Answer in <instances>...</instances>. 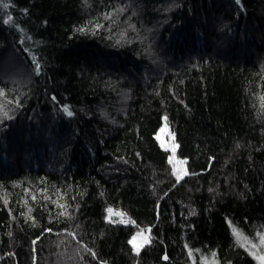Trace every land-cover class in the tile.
I'll use <instances>...</instances> for the list:
<instances>
[{"label": "trees", "instance_id": "16d2710c", "mask_svg": "<svg viewBox=\"0 0 264 264\" xmlns=\"http://www.w3.org/2000/svg\"><path fill=\"white\" fill-rule=\"evenodd\" d=\"M3 3L0 264H255L232 227L264 235V0Z\"/></svg>", "mask_w": 264, "mask_h": 264}, {"label": "snow or ice", "instance_id": "6c2138e0", "mask_svg": "<svg viewBox=\"0 0 264 264\" xmlns=\"http://www.w3.org/2000/svg\"><path fill=\"white\" fill-rule=\"evenodd\" d=\"M237 3H240V0H236ZM0 7L7 9L9 7L8 3H3L0 4ZM12 21V17L8 16L7 19L4 20L5 24H8ZM80 31H84V29H80ZM40 65L39 63H36V69L37 71H39ZM2 91H0V95H2ZM264 99V98H262ZM63 111L65 112V114L69 117H71L73 115L72 111L68 108V106H64ZM0 115H2L3 117L7 118V119H11L12 117L8 114L7 111L4 110V107L2 105H0ZM164 120V124L160 129V132H165L168 129V124H167V116H164L162 118ZM168 135L170 136V138H173V143H172V147H171V151H172V155L169 156L168 161L170 164L173 165V175H175L177 182H179L182 177L184 175H187L188 173L186 171H178L176 168V164H181L183 165L184 163H186V161L184 160H175V148L177 147L174 143V134L173 133H168ZM157 140H160V135L159 132L157 133L156 136ZM161 148H165V150H169L165 147V144L163 142H161L160 144ZM237 147H239V145H237ZM175 160V163H174ZM106 213L107 215L105 216V219L109 222V223H121V224H134L135 221L131 220L130 218H127V214L122 212V211H115L113 210L112 207H108L106 208ZM63 214V213H61ZM113 216H117L120 217L119 220H113L112 217ZM50 231V230H49ZM145 231H148L150 233L151 229H143L141 228L136 234H134L128 241L129 245H131L132 250L134 253L139 254L140 249L147 243L150 242L151 237L149 235H143V233ZM232 233L234 235V237L236 238L237 243L240 244V246H244V243H241V241H244L245 243H250L248 237H246L241 231L238 230V228L236 227H232ZM138 238H139V242H138ZM260 242L261 245H264V235L260 236ZM33 243L35 244V241H33ZM252 248H255L256 245L252 244L251 245ZM88 251H91L90 249H88ZM198 251V250H197ZM259 261L260 264H264V255H257L256 253H252ZM93 256H95V253H92ZM213 257H215V253L211 254ZM189 256H192V252H189ZM165 260L168 259L167 256L164 257Z\"/></svg>", "mask_w": 264, "mask_h": 264}, {"label": "rangeland", "instance_id": "374dc122", "mask_svg": "<svg viewBox=\"0 0 264 264\" xmlns=\"http://www.w3.org/2000/svg\"><path fill=\"white\" fill-rule=\"evenodd\" d=\"M164 124V121H162V123L159 125V127L157 128L156 130V133H155V136H157V133L159 132V135H160V140H158V143L161 144V142H163L165 144V147L169 150H167V153H168V156L167 158H169V156L172 155V151L170 150L171 147H172V143H173V138H170V136L168 135V129L167 131L165 132H160V129L161 127L163 126ZM175 143V141H174ZM176 145V143H175ZM165 149V148H164ZM175 160H183L179 157L176 156V153H175ZM175 160H174V163H175ZM172 166V169H173V165L171 164ZM176 168L178 171H185V165H181V164H176ZM115 212V211H114ZM113 217H116L118 219H120V217H117V216H113ZM140 229H137L135 230L131 235H130V238L136 234ZM143 235H148L147 232L145 231L143 233ZM129 238V239H130ZM138 242H139V238H138ZM252 244H255L256 247L255 248H252L251 245ZM248 247H250V251L249 253L253 256L254 260H255V264H260V261L252 254L253 252L256 253L257 255H264V245H261V242H260V237L255 239V241H252L251 243L247 244ZM201 264H212L206 260H202Z\"/></svg>", "mask_w": 264, "mask_h": 264}]
</instances>
